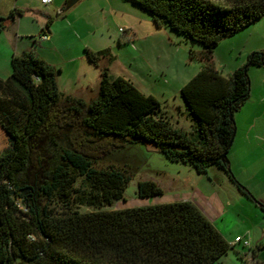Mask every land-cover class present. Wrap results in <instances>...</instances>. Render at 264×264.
<instances>
[{
	"label": "trees",
	"instance_id": "obj_1",
	"mask_svg": "<svg viewBox=\"0 0 264 264\" xmlns=\"http://www.w3.org/2000/svg\"><path fill=\"white\" fill-rule=\"evenodd\" d=\"M124 1L149 12L157 27L202 45L190 56L204 67L181 90L195 130L174 127L157 98L114 77L107 50L85 48L101 75L90 103L63 94L60 70L33 49L14 54L11 75L0 78V126L10 142L0 153V264H216L236 250L191 201L89 212L79 207L105 208L125 198L134 175L103 160L134 143L152 144L199 173L216 166L255 200L223 156L236 129L235 113L250 94L249 69L264 67V51L249 54L229 77L213 66V55L222 40L264 18V0ZM23 12L0 17V33ZM52 22L49 17L47 29ZM65 131L70 147L62 143ZM137 194L152 198L163 189L145 180ZM259 250L249 249L252 261L246 264H264ZM236 252L241 259L249 253Z\"/></svg>",
	"mask_w": 264,
	"mask_h": 264
},
{
	"label": "rangeland",
	"instance_id": "obj_2",
	"mask_svg": "<svg viewBox=\"0 0 264 264\" xmlns=\"http://www.w3.org/2000/svg\"><path fill=\"white\" fill-rule=\"evenodd\" d=\"M60 3L64 10V0H56L49 5H44L42 0H0V17L8 18L14 10L24 11L22 15L16 13V21L8 28L9 32L0 33V78L6 71L11 75L14 54L33 49L39 57L58 70L62 69L57 81L63 94L66 90L90 86L91 89L81 91L80 97L75 96L90 103L98 93L100 70L89 61L85 48L107 50L114 58L110 65V73L114 77L131 80L142 93L157 98L162 105L161 112L174 124L176 117L182 118L186 109L181 90L204 67L198 58H191L190 51H200L201 44L186 41L167 27H157L149 12L124 0H79L62 13H59L62 9L56 8ZM49 17L53 22L47 29ZM255 26L258 33L264 27V18ZM43 31L50 36L49 40L43 38ZM252 31L249 29L225 38L216 48L213 66L223 76L229 77L231 72L246 63L252 50L250 41H254L250 38ZM62 143L72 146L70 131L63 133ZM9 145V137L0 126V153ZM103 163L127 169L134 175L133 180L123 200L105 208L79 207L83 212L141 207L152 200L167 203L191 198L209 204L218 196L226 206L233 202L232 210L227 206L226 212L216 219V226L223 232L235 236L247 227L257 225L258 219L253 218L251 212L254 203L250 197L235 187L226 173L216 166L210 167L206 173H199L188 164L169 160L154 145L144 143L128 144L114 150ZM145 180L156 182L163 189V194L152 198L139 197L138 183ZM54 207L59 209L61 206L55 202ZM252 242L255 247L256 241L252 239ZM249 249L240 244L236 246L242 254ZM236 250L224 256L229 264L252 261L250 252L241 259Z\"/></svg>",
	"mask_w": 264,
	"mask_h": 264
},
{
	"label": "crops",
	"instance_id": "obj_3",
	"mask_svg": "<svg viewBox=\"0 0 264 264\" xmlns=\"http://www.w3.org/2000/svg\"><path fill=\"white\" fill-rule=\"evenodd\" d=\"M55 1L56 0H54V2ZM64 1H65V8L68 10L67 5L71 3V0H64ZM56 8L63 10L61 3L58 6H56ZM256 23L252 24L248 28L237 33V34H241V32H245L246 30L249 29L253 30L250 38H253L254 41L251 42L250 40L252 39L249 40L252 46V50H250V54L256 51H264V27L262 29H259L257 33L256 32L257 27L256 26L254 27ZM8 30L9 29H7L6 31L9 32ZM48 34H51V32L48 31ZM42 35L43 38L45 36H48L47 40L50 39L49 35L47 34L45 35L42 34ZM59 70H60L59 74H61L63 71L61 68ZM9 73H10L9 71H6L5 76L1 78L7 79L9 77ZM249 76H250V94L246 102L235 113L237 132L234 142L229 150L228 158L230 161L231 170L237 181L241 185L245 186V188L248 189L256 199L254 200L249 198V200H251V202L254 203V205H252L253 207H251L252 208L251 212L253 218L258 219L256 221L257 225H253L252 227H247L245 230H242L241 232L233 236L234 234L231 233L228 234V232L225 233L221 230V228L216 226V219L219 216H222L226 212L227 206L232 210L231 207L233 202L228 203V205L226 206L224 201H222L221 198H219L218 196L215 197L216 200H214L212 203L209 204L205 203V201L201 199L186 198L184 200L193 202L203 212V214L216 226V228L223 234V236L230 243H232L236 237L242 236L250 240L251 247L248 248L253 249L256 247H260V250L258 251V257H261L262 259L261 261L264 262V211L261 206V205L264 206V67H258V66L251 67L249 69ZM100 79H101V75H100ZM89 89H91L90 86L84 85L82 89H76L74 91L66 90V94L65 93L64 94L65 95L70 94L73 96L80 97L82 90L86 91ZM183 102L186 112L185 114H182V118L180 119L179 117H176L175 118L176 124H174L172 120L170 119L169 120L174 127L191 133L195 130L196 122L189 115L187 104L185 103L184 99ZM226 176L228 177V180H230V182L240 190L239 186L229 177L227 173ZM242 202L243 199L240 200V203ZM156 203L157 202L152 200L151 202H147L146 206L155 205ZM157 204H163V203H157ZM252 239L253 241H256L255 247L252 246L253 243ZM248 261L250 260L248 259ZM216 264H229V263L227 262V259L223 257L219 261V263Z\"/></svg>",
	"mask_w": 264,
	"mask_h": 264
},
{
	"label": "built area",
	"instance_id": "obj_4",
	"mask_svg": "<svg viewBox=\"0 0 264 264\" xmlns=\"http://www.w3.org/2000/svg\"><path fill=\"white\" fill-rule=\"evenodd\" d=\"M53 2H54V0H42V3L44 5H49V4H52ZM44 39L47 40L48 39V36H45ZM231 244L232 245H238V244H240V245H242L243 247H246V248L251 247L250 240L249 239H246V238H244L242 236L236 237Z\"/></svg>",
	"mask_w": 264,
	"mask_h": 264
},
{
	"label": "water",
	"instance_id": "obj_5",
	"mask_svg": "<svg viewBox=\"0 0 264 264\" xmlns=\"http://www.w3.org/2000/svg\"><path fill=\"white\" fill-rule=\"evenodd\" d=\"M78 0H71V3L69 5H67V8L69 9L70 7H72L73 5H75L77 3ZM236 132H237V128L235 129L234 131V134H233V137H232V140H231V143H230V148L234 142V139H235V136H236ZM224 160L228 163H230L229 161V158H228V152H226L223 156Z\"/></svg>",
	"mask_w": 264,
	"mask_h": 264
}]
</instances>
